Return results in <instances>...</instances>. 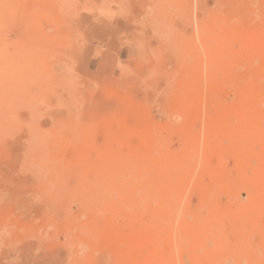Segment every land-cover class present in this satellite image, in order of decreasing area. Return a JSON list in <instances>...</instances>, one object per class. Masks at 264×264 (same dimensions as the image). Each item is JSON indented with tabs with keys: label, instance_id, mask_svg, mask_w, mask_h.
Returning <instances> with one entry per match:
<instances>
[{
	"label": "rangeland",
	"instance_id": "rangeland-1",
	"mask_svg": "<svg viewBox=\"0 0 264 264\" xmlns=\"http://www.w3.org/2000/svg\"><path fill=\"white\" fill-rule=\"evenodd\" d=\"M257 46L264 0H0V264H264Z\"/></svg>",
	"mask_w": 264,
	"mask_h": 264
},
{
	"label": "bare ground",
	"instance_id": "bare-ground-1",
	"mask_svg": "<svg viewBox=\"0 0 264 264\" xmlns=\"http://www.w3.org/2000/svg\"><path fill=\"white\" fill-rule=\"evenodd\" d=\"M242 53H248L255 55L256 58L254 59L257 61V65L254 66L253 60L249 61L250 59L248 58V64L247 67V85L246 87L240 86L238 87V99L242 100V103H244L246 96L250 97L251 99H257V98H264V46H257V47H245L242 50H240ZM241 53V54H242ZM237 56V55H236ZM242 56V55H241ZM244 59V58H243ZM252 59V58H251ZM242 62V61H241ZM240 77H237L239 80ZM239 124H243V120H240ZM262 202L253 204L252 207H257L260 208L261 206L264 207V200H261ZM261 204V206H260ZM259 210V209H258Z\"/></svg>",
	"mask_w": 264,
	"mask_h": 264
}]
</instances>
